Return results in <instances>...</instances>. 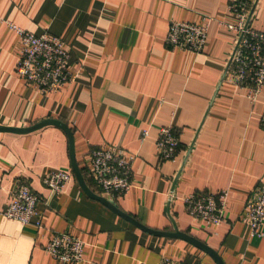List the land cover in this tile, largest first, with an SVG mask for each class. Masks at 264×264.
Returning a JSON list of instances; mask_svg holds the SVG:
<instances>
[{"label":"crops","instance_id":"1","mask_svg":"<svg viewBox=\"0 0 264 264\" xmlns=\"http://www.w3.org/2000/svg\"><path fill=\"white\" fill-rule=\"evenodd\" d=\"M232 1L0 0V126L50 119L73 135L72 144L53 123L0 130V264H64L45 249L62 231L85 242L83 259L68 264H159L164 256L217 264L205 247L158 234L176 230L225 264H264V236L250 234L245 216L251 192L264 186V90L252 103L225 76L238 37ZM247 1L252 26L264 31V0ZM171 20L208 23L204 50L167 46ZM7 21L61 37L76 77L58 92L31 87L16 71L20 39ZM163 126L180 136L172 160L157 151ZM112 145L137 155L131 188L112 199L117 210L92 195L110 199L95 183L90 152ZM51 169L73 172L61 192L43 181ZM19 179L40 197V227L1 214ZM221 190L223 223L187 213L185 196Z\"/></svg>","mask_w":264,"mask_h":264},{"label":"built area","instance_id":"2","mask_svg":"<svg viewBox=\"0 0 264 264\" xmlns=\"http://www.w3.org/2000/svg\"><path fill=\"white\" fill-rule=\"evenodd\" d=\"M230 9L237 15L238 23L231 25L238 32L225 76L252 102H256L264 90V31L251 24L250 6L247 0H233ZM20 39V57L17 73L31 87L40 92H58L71 82L76 74L70 67V52L64 40L49 32L35 33L13 21H7ZM209 24L185 20H171L166 34V45L201 53L208 38ZM264 128V113L260 119ZM148 133L144 131L143 137ZM180 136L172 126H163L156 145L162 159H175L180 151ZM91 173L99 192L110 199L128 193L132 185L133 165L137 155L127 153L121 146H97L91 152ZM73 178V173L51 169L44 176V183L54 192H61ZM40 197L24 180L19 179L12 191V199L1 213L22 224L42 226L38 209ZM189 215L208 224L220 225L225 221L227 190L217 193H190L184 197ZM245 216L252 236H264V186L258 185L246 203ZM85 242L68 231L56 232L45 249L64 264L81 261ZM159 264H183L164 256Z\"/></svg>","mask_w":264,"mask_h":264},{"label":"water","instance_id":"3","mask_svg":"<svg viewBox=\"0 0 264 264\" xmlns=\"http://www.w3.org/2000/svg\"><path fill=\"white\" fill-rule=\"evenodd\" d=\"M48 123H53V124H56V125H59V126H62L63 128L66 129V131L68 132L69 136H70V139H71V142L73 144V135L69 129V127L67 126V124L61 122V121H58V120H44L42 122H39L38 124H35L34 126H31L29 128H16V127H6V126H0V130H11V131H16V132H25V131H30V130H34V129H37L41 126H44ZM76 175L77 177L81 180V182L83 183V179H82V175L80 173V170L76 167ZM84 184V183H83ZM92 193V192H91ZM92 195L100 200H102L103 202H106V203H109L113 208H115L114 206V201L112 199H107L101 195H95L92 193ZM117 210V208H115ZM118 212H120V210H118ZM121 213V212H120ZM151 231H154V230H151ZM158 234H161V235H167V236H172V237H181V238H184V239H187L189 240L190 242H193L197 245H200V246H203L205 247L208 251H210L212 253V255L214 256L215 258V261L217 262V264H225L224 261L222 260V258L216 253L214 252L212 249L206 247L205 245L201 244L200 241L196 240L195 238L191 237L190 235L180 231V230H176L175 232H158Z\"/></svg>","mask_w":264,"mask_h":264},{"label":"trees","instance_id":"4","mask_svg":"<svg viewBox=\"0 0 264 264\" xmlns=\"http://www.w3.org/2000/svg\"><path fill=\"white\" fill-rule=\"evenodd\" d=\"M73 173V172H72ZM74 177V176H73Z\"/></svg>","mask_w":264,"mask_h":264}]
</instances>
